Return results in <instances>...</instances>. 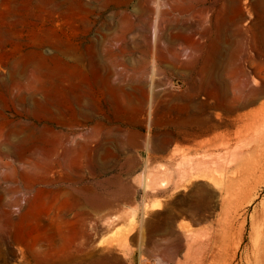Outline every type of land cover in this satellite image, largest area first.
Masks as SVG:
<instances>
[{
	"label": "rangeland",
	"instance_id": "obj_1",
	"mask_svg": "<svg viewBox=\"0 0 264 264\" xmlns=\"http://www.w3.org/2000/svg\"><path fill=\"white\" fill-rule=\"evenodd\" d=\"M0 264H264V0H0Z\"/></svg>",
	"mask_w": 264,
	"mask_h": 264
},
{
	"label": "bare ground",
	"instance_id": "obj_2",
	"mask_svg": "<svg viewBox=\"0 0 264 264\" xmlns=\"http://www.w3.org/2000/svg\"><path fill=\"white\" fill-rule=\"evenodd\" d=\"M147 207H146V205H144V209H146ZM60 228V227H59Z\"/></svg>",
	"mask_w": 264,
	"mask_h": 264
}]
</instances>
